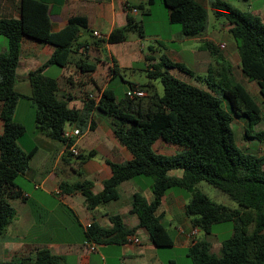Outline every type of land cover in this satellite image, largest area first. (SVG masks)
Here are the masks:
<instances>
[{
	"label": "trees",
	"instance_id": "1",
	"mask_svg": "<svg viewBox=\"0 0 264 264\" xmlns=\"http://www.w3.org/2000/svg\"><path fill=\"white\" fill-rule=\"evenodd\" d=\"M156 0H147L153 4ZM167 7L170 22H179L181 33L196 36L204 31L207 23V7L200 0H159ZM58 0H20L19 17H0V34L7 39V47L0 52V237L17 211L11 198H25L16 177L30 166L35 147L24 149L18 138L25 126L13 119L14 110L21 96L29 97L35 107V126L44 134L63 141L65 152L73 139L64 134L65 124L81 130L93 128V111L102 112L109 118L116 138L132 153L124 161H109L111 174L102 180V188L93 191L91 180L73 182L63 180L60 187L65 192L80 190L88 209L119 197V184L136 175L150 178L152 198L134 192L131 211L138 216V223L128 226L119 214L110 215V226L91 221L84 235L96 243H124L137 228H143L149 239L158 246H170L173 237L157 213L165 191L172 186L191 191L185 204V212L191 223L204 233L218 222L230 221L233 231L222 239L220 252L211 250L210 241L200 236L192 239L186 254L191 264H264V149L259 153L245 151L235 141L231 121L234 115L243 116L252 127L264 118L260 103L247 87L236 78L232 63L219 47L210 40L201 44L215 63H209L204 73H196L183 61L172 60L167 54L156 57L150 47L144 53L149 77H159L163 93L159 94L152 82L144 86L130 82L129 86L145 89L146 94L118 98L114 89L100 90L98 99H84L81 107L69 104L70 96L60 94L57 78L44 73L48 64L65 66L76 50L88 44L103 41L115 43L127 39L128 31L136 28L143 35L142 23L127 15L123 25L114 27L106 35L96 36L84 14H71L59 30L51 29L50 15ZM134 7L144 9V4ZM214 15L225 17L230 23L239 54V66L248 79H254L264 99V22L251 10L240 9L227 0H211ZM150 6L145 12H150ZM84 32L91 39L80 40ZM30 36L49 43L52 51L48 59L27 73L30 93L23 94L15 88L16 68L19 64L22 37ZM156 59V61H152ZM83 72L94 70L95 64L78 61ZM176 67L203 81L206 88L195 82L185 81L172 74L168 68ZM117 72V67L113 68ZM219 93L229 106L221 104ZM245 126V134L264 139V129L252 135ZM157 139L173 143L177 150L162 153L153 147ZM94 154L91 149L75 155L80 161ZM181 169V175L170 174ZM206 180L227 193L237 203L229 206L211 199L196 187ZM65 256L52 252L48 247L36 248L33 255L0 261V264H65ZM164 264H180L168 259Z\"/></svg>",
	"mask_w": 264,
	"mask_h": 264
},
{
	"label": "crops",
	"instance_id": "2",
	"mask_svg": "<svg viewBox=\"0 0 264 264\" xmlns=\"http://www.w3.org/2000/svg\"><path fill=\"white\" fill-rule=\"evenodd\" d=\"M144 1L145 0H58V5L54 6L55 11L50 15L51 29L54 31L59 30L66 24L67 18L71 14L79 13L86 15L88 23L92 28V33L94 30H97L101 34L106 35L114 27L123 25L126 22L127 15L133 16L136 19L135 14L139 11V8L137 11H132L131 8L137 4H144ZM200 1L205 5L207 3L210 4V0ZM19 3L20 0H0V17H19ZM149 10L151 12V7ZM251 11L256 12L264 22V2L261 5H257V7ZM164 23L168 24L167 7L166 20ZM229 26L230 23L226 22L222 25V29L228 30ZM1 35L2 34H0V52L4 51L7 47L5 36ZM155 36L159 38L157 34ZM188 37H195L202 39V41L210 40L218 45L222 42L225 43L221 49L222 53L229 61H235L240 69L235 42L229 45L228 41L224 39L219 40L213 36V33L209 32H202L196 36ZM85 38L86 37H80V40ZM127 41L129 40L126 39L121 42L124 43ZM137 41H139V39H137ZM112 44L114 43L106 41L98 44L90 43L84 48V51L83 48H80L73 52L70 61L65 66L57 65L56 68H52V72L59 82L60 94L64 93L70 96V105L81 107L84 99H86L87 92L97 93L103 88L108 87L110 78L116 73L113 69L114 67H117V71H119L121 66L131 67L135 61L141 60L144 64L146 63L144 60V46L132 47L131 44H127L124 61L119 57H114L112 53H110V58L103 55L101 50L105 47L110 50ZM51 51L52 46L49 43L24 35L21 39V52L18 64L22 68L21 72L17 73L18 76L22 78L27 77V73L30 70L38 67L48 59ZM191 52L197 56L198 52L196 49H192ZM231 57L233 58L231 59ZM81 60L94 63V70L83 72L77 65V62ZM202 60L204 61V59ZM152 61H156V59ZM200 61V57L194 59V62ZM51 65L52 64H48L44 67V73L51 69ZM241 78L242 80L248 79L243 72H241ZM251 88H258L259 90L256 82L252 83ZM29 93L30 86L27 94ZM20 101L19 98L14 110L13 119L21 124H24V120L26 119L36 124L34 115L35 107L32 109L30 107L28 115L21 113V117L18 116ZM31 103L34 106L32 100ZM92 117L95 120L94 127L85 128L78 137L72 138L82 153H86V150L87 152L91 149L94 150V154L87 157L82 162H79L80 160L78 159L72 164L68 160V156L72 154L64 155L65 146L58 150L50 140L45 138V134L42 132L32 140L20 143V146L26 150L33 147L36 149L30 159L29 168L21 174L29 183L23 187L16 181L23 190L25 198L16 197L11 199V203L16 208L17 213L7 224L4 234L0 237V261L33 255L36 248L44 246L48 247L54 253L64 255L65 264H164L168 259L177 260L176 257L171 255H168V257H158L157 251L160 247L164 246L154 244L149 239L145 229L141 227L137 228L133 233L139 237V242H95V247L93 249L89 247V241L91 240H87L84 235V230L88 223L96 221L100 225L110 226L111 221L109 216L119 214L126 225L134 226L138 223V216L135 212L131 211L133 193L139 192L144 195L147 200L152 198L150 189L151 181L150 178H146L145 175H136L121 182L118 186V198L109 200L104 204L96 205L93 209L87 208L86 200L80 190L65 192L61 189L60 183L63 180L73 182L88 179L93 183V191H99L102 188V180L109 177L111 174L108 160L124 161L132 157L130 150L114 135L109 118L97 110L93 111ZM1 130L2 119L0 118V131ZM40 146H42L43 149H41ZM153 147L156 151L162 153H173L177 150L175 144L166 142L162 139H157ZM38 156L39 159L35 160ZM33 163H35V165L32 166ZM169 173L181 175L182 170L172 169ZM54 194L59 195L61 201L72 210V220L74 222L72 227H75L73 229H77L80 232L78 240L66 239L60 234L58 235L59 228L55 217L52 216L58 207V203L55 202L49 207L45 199L48 195ZM187 201L188 197L185 196L183 192L168 188L157 210V213L162 216V223L164 220H169V222L170 220H176L173 235L171 234L173 237V244L170 245L171 249H180L182 252H186L187 247L192 243V239L200 236L210 241L211 250H213V246H215L216 249H220L221 241L225 237H220V235L213 230L209 233H204L202 229L197 227L196 233L192 236L189 235L191 228L196 226L191 223L190 217L185 212V204ZM179 227H183L184 230L181 231ZM232 231L233 228L231 225L227 229L228 236ZM147 251H153V258L157 260L152 262L144 259L143 257Z\"/></svg>",
	"mask_w": 264,
	"mask_h": 264
},
{
	"label": "rangeland",
	"instance_id": "3",
	"mask_svg": "<svg viewBox=\"0 0 264 264\" xmlns=\"http://www.w3.org/2000/svg\"><path fill=\"white\" fill-rule=\"evenodd\" d=\"M133 1H138V0H133ZM227 1L231 3L232 5L240 9H243V10H254L257 7V5L259 4L261 5L264 2V0H227ZM147 6L151 7V12L144 11ZM206 7H207V23H206V28L204 29L203 32L213 33V36L215 38L219 40L224 39L225 41H228L229 45L234 43L235 41L232 35L230 34V32L227 29H224V30L222 29V25L228 22V20L223 16L218 17L214 15L209 3L206 4ZM135 17L138 21L142 23L144 34L140 35L138 33V29L136 28L128 31L127 39L129 41L124 42V43L122 42L114 43L111 45L110 50L107 47L103 48L101 50L103 55L110 58V53H112L114 57H119L122 61H124L123 59H125L124 56L126 52V45L131 44L132 47L144 46L143 48L144 52H148L149 48L152 47L154 49L152 53L156 57L159 55V53H166L172 59H178L180 61H183L189 68L194 69L196 73H204L210 62L215 63L209 51L201 47V44L203 43L202 39H198L195 37H188V36L183 35L181 33V25L179 22H170L168 20V24L164 23V21L166 20V7L161 1L156 0L153 4L150 5L147 3V0H145L144 9L139 8V11L135 14ZM156 34L159 36V38L155 36ZM1 36H4V35H1ZM81 37H86L88 39L92 38L89 32H84V34ZM137 39H139V41H137ZM216 45L219 47L221 51L222 47L218 44ZM192 49L197 50L198 52L197 56H195L194 53L191 52ZM236 53L239 58V54L237 50H236ZM198 57H200L201 61L194 62V59ZM232 58L233 57H231V59ZM202 59H204V61ZM230 62L232 63L233 72L236 78L240 80L241 82H243L248 87V89L253 94L255 99L260 103L263 109V112H264V99L259 93L258 88H251L252 83L256 81L254 79H247V78L246 79L248 81L242 80L241 69H239L235 61L231 60ZM51 66H52L51 69L46 71L45 73L48 75L54 76L55 74H53L52 68H56L57 65L52 64ZM21 68L22 67L18 65L16 68V72L17 73L21 72ZM168 69L172 74L176 75L177 77L185 81H188V82H195L197 83V85L206 88V85L203 81H196L195 77L189 75L185 71H182L176 67H170ZM148 81L153 83L155 90L159 94L163 93V86H162V83L159 77H149L147 75V68L145 64L143 63V61L139 60V61L133 62L131 67L121 66L119 68V71H117L110 78L108 82V87L114 89L117 97L122 99V98H125V92L127 88L130 87L129 86L130 82L141 84L144 86ZM15 88L18 91L22 92L23 94L27 95V92L29 90V84H28L27 77L22 78L18 76L17 74V81L15 83ZM216 95L220 96L219 93H216ZM220 98H221L222 106L225 109L229 110V106H228L226 99L223 96H220ZM20 100H21L20 101L21 103L18 109V116L21 117V113L24 115H28V112H30V107L32 109L34 108V106L32 105L29 97L27 96H21ZM23 125L25 126V131L18 138L19 145L21 142L32 140L33 138H35V136H39L42 132L36 128L34 122L32 121L29 122V120L27 119L24 120ZM231 126L234 129L235 141L237 145L240 146L242 149L248 152L256 153V154L261 152L264 149V139L259 140L256 137H250L245 134V126L249 128V131H248L249 135H252L255 130L264 129V118L257 124L250 127L249 125H247V121L243 116L234 115L231 121ZM71 128L72 126L70 124L68 123L65 124V129L68 130ZM44 136L47 140H50V142L55 147H57L58 150L60 148H64L63 141L52 138L46 134ZM40 148L43 149L42 146H40ZM64 155H67V153L65 152ZM38 159H39V156L35 160H38ZM68 160L72 164H74L78 160V158L75 157L74 155H71V156H68ZM33 165H35V163H33L32 166ZM146 178H149V177L146 176ZM16 181L23 187H25L29 183V181L21 174H19L16 177ZM196 187L200 189L201 191H203L205 194H207L211 199L217 202H221V203H224L232 207L237 206L236 201L232 199L227 193L223 192L220 188L212 185L206 180H200L196 184ZM170 188L176 191L183 192L184 195L188 197V199L191 196V191L185 188H181L178 186H172ZM45 199L49 207H51L55 202L58 203V207L54 211V215H52L53 217H55L56 223L59 228L58 235L60 234L62 237L66 239L78 240L80 232L77 229L74 230L73 228L75 227H72L74 224L72 220V215H73L72 210L69 209L68 206L65 205V203L61 201V197L57 194L48 195L47 198ZM163 224L169 230V232H171L170 234L173 235L174 225L176 224V220L175 219L170 220V222L169 220H164ZM230 226H231L230 221L218 222L212 225V230L214 232H217L220 235V237L221 236L227 237L228 236L227 229ZM212 249H213L212 251H214L217 254L220 252V249H216L215 246H213ZM157 253H158V257H168V255H171L173 257H176L177 261L180 264H191L190 257L187 256L186 252L184 251L182 252V250L180 249H171L170 246H164V247H160ZM153 255H154L153 251H147L143 258L154 262L157 259L153 258Z\"/></svg>",
	"mask_w": 264,
	"mask_h": 264
},
{
	"label": "built area",
	"instance_id": "4",
	"mask_svg": "<svg viewBox=\"0 0 264 264\" xmlns=\"http://www.w3.org/2000/svg\"><path fill=\"white\" fill-rule=\"evenodd\" d=\"M132 11H137V8L136 7H133L131 8ZM96 36H102V34L100 32H98L97 30H94L93 32ZM225 43H220V46H224ZM126 94L130 97H133V96H142V95H145L146 92L144 89L142 88H139V87H132L130 86L129 88H127L126 90ZM100 95V92H97V93H93V92H87L86 94V99H90V98H93V99H98ZM82 130L80 129V127L78 126H72L71 129H64V134L67 135V136H70V137H78L80 134H81ZM68 150L71 152L72 155H77L79 154L80 150L79 148L77 147L76 143L74 141H72V143L68 146ZM181 231L184 230L183 227H179ZM197 231V227H193L191 228V230L189 231V235L192 236L196 233ZM126 242H139V237L135 234H129L127 236V241ZM89 247L91 249H93L95 247V242L94 241H89Z\"/></svg>",
	"mask_w": 264,
	"mask_h": 264
}]
</instances>
